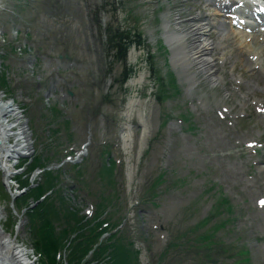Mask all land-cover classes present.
Masks as SVG:
<instances>
[{"label": "rangeland", "instance_id": "rangeland-1", "mask_svg": "<svg viewBox=\"0 0 264 264\" xmlns=\"http://www.w3.org/2000/svg\"><path fill=\"white\" fill-rule=\"evenodd\" d=\"M214 3L0 0V88L31 131L22 152L59 171L54 190L85 219L122 221L116 235L137 264H264V111L257 108L264 85L238 52L248 48L224 40L235 29ZM200 12L209 15L208 38L220 42L225 80L200 76L190 87L170 59L163 27L167 20L186 27ZM107 27L130 30L144 45L130 46L127 62L119 61ZM250 44L262 54L263 42ZM233 88L249 91L246 104L226 92ZM9 116L0 110V229L31 264H41L23 213L29 202L16 198L11 207L9 191L21 190L12 175L31 165L25 157V166L13 168L20 156H5L9 145L22 143L7 134ZM84 144L77 164L65 161ZM37 174L26 181L36 184ZM207 234L214 242L208 246L198 239Z\"/></svg>", "mask_w": 264, "mask_h": 264}, {"label": "trees", "instance_id": "trees-1", "mask_svg": "<svg viewBox=\"0 0 264 264\" xmlns=\"http://www.w3.org/2000/svg\"><path fill=\"white\" fill-rule=\"evenodd\" d=\"M106 33L109 35L108 42L111 43L109 50L112 51L116 59L124 63L129 45L132 43L143 44L140 36L131 39L130 30L107 27ZM132 70L130 68L129 73ZM126 77L127 75H123L122 79L125 80ZM26 162L31 165L28 173L37 167H45V163L41 161L39 155L32 156ZM58 172V170L43 171L42 179L17 198L21 205L24 202H29L25 207L27 208L26 218L31 230L33 245L40 254L41 264H61L58 262V256L61 255L66 242H69L66 250V252L69 250L67 264H82L85 261L94 264H137L128 255L129 248L124 243L123 235H116V232H112L108 237L100 240L101 235L108 230L107 227H102L105 220L95 221L99 217L97 216L94 217L95 223H91L80 215V211L78 213L64 200L61 192L54 190ZM15 179L19 183L20 189L28 187L30 184L26 181L27 175H17ZM48 191L51 192L39 200ZM30 200L37 201V204L29 208ZM14 204L16 206V200ZM109 225L112 229L117 224L114 225L113 222H110ZM58 226L61 227V231H57ZM216 228L213 229L216 231ZM212 238L213 234L198 236V239L208 242L206 246L214 243Z\"/></svg>", "mask_w": 264, "mask_h": 264}, {"label": "bare ground", "instance_id": "bare-ground-1", "mask_svg": "<svg viewBox=\"0 0 264 264\" xmlns=\"http://www.w3.org/2000/svg\"><path fill=\"white\" fill-rule=\"evenodd\" d=\"M236 3V0H233L232 3L227 0H218V4L221 5L222 8H230ZM204 14L200 12L191 17L188 20L186 27L178 26L180 23L178 21L170 23L168 20L166 21V24L164 23L163 27L165 30L164 36L166 38L165 43L169 48L171 47L172 54L170 59L176 69L181 70L182 78L188 82L190 87H193V85L199 80L200 76H207L209 80L218 84L225 80L224 76L218 74L221 62L220 59H222V57L218 55L219 52H217L219 47L218 43L220 42L215 43L213 40L208 38L206 19L209 18V15ZM227 31L228 33L226 34L222 32L224 34V40H226L228 36V39L232 40L230 43L237 42L239 46L244 44V46L248 48L246 50H242L239 46H237V48L239 47V54L246 56L247 60L251 64L250 71L251 76L254 78L253 80L264 85V76L258 75V77H255L258 73L264 74V56L262 54L260 55L258 51L253 49L250 42L247 41L245 34L231 28ZM225 58L227 59L228 57L225 56ZM233 90L226 89V92L230 95L232 94L235 98H240L241 103L243 102V104H246V96L250 94L249 91H242L241 89L236 90L235 88H233ZM263 103L264 98H262V104ZM260 105L261 104L258 103L257 108H260L259 111H262V106L264 105ZM1 107L3 112L6 110L8 113H12L16 117V124H18L17 134L20 135V141L22 142L19 146L9 145V148L5 147L6 154L9 153L13 155L19 151L26 150L30 147V143L28 142L29 134L26 133L25 123L24 121H21L19 111H17L10 103H3ZM262 124L264 125V120L262 121ZM8 130H10V128ZM8 130L6 129V131ZM7 134L9 136L13 135L11 132ZM250 142L254 141L250 140ZM3 232L0 229V264H31L29 257L25 255L23 251L24 249L18 250L14 241H12L10 237L7 238L8 236L6 237Z\"/></svg>", "mask_w": 264, "mask_h": 264}, {"label": "snow or ice", "instance_id": "snow-or-ice-1", "mask_svg": "<svg viewBox=\"0 0 264 264\" xmlns=\"http://www.w3.org/2000/svg\"><path fill=\"white\" fill-rule=\"evenodd\" d=\"M262 203H264V201H262Z\"/></svg>", "mask_w": 264, "mask_h": 264}, {"label": "water", "instance_id": "water-1", "mask_svg": "<svg viewBox=\"0 0 264 264\" xmlns=\"http://www.w3.org/2000/svg\"><path fill=\"white\" fill-rule=\"evenodd\" d=\"M25 190H23L22 192H24Z\"/></svg>", "mask_w": 264, "mask_h": 264}]
</instances>
